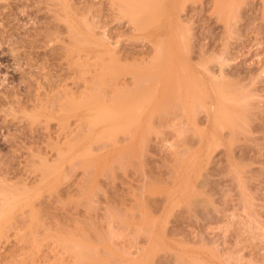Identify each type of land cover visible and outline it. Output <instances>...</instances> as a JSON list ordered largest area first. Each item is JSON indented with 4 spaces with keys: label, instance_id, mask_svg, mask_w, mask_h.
<instances>
[{
    "label": "rangeland",
    "instance_id": "rangeland-1",
    "mask_svg": "<svg viewBox=\"0 0 264 264\" xmlns=\"http://www.w3.org/2000/svg\"><path fill=\"white\" fill-rule=\"evenodd\" d=\"M0 225V264H264V0H0Z\"/></svg>",
    "mask_w": 264,
    "mask_h": 264
},
{
    "label": "bare ground",
    "instance_id": "bare-ground-1",
    "mask_svg": "<svg viewBox=\"0 0 264 264\" xmlns=\"http://www.w3.org/2000/svg\"><path fill=\"white\" fill-rule=\"evenodd\" d=\"M128 3H129V2H128ZM226 3H227V2H226ZM154 4H155V3H154ZM148 5H149V4H148ZM156 5H157V4H156ZM146 6H147V5H146ZM146 6H145V9H146ZM225 6H226V5H225ZM151 7H152V5H151ZM154 7H155V5L152 7V9H154ZM148 8H149V7H147V9H148ZM160 8H161V7H159V9H160ZM143 9H144V8H143ZM143 9H142V10H143ZM147 9H146V10H147ZM159 9H157L158 12H159ZM154 11H155V12H153V13H157L156 10H154ZM159 13H161V12H159ZM159 15H160V14H159ZM140 20H141V19H140ZM138 21H139V20H138ZM76 39H77V38H76ZM79 39H80V38H79ZM79 41H80V40H79ZM83 42H84V41H83ZM90 42H91V41H90ZM90 42H89V43H90ZM75 43H76V42H75ZM89 43H88V44H89ZM91 43H92V42H91ZM92 44H93V43H92ZM81 45H82V42H81ZM94 45H95V44H94ZM103 45H107V44L105 43V44H103ZM97 46H98V45H97ZM107 46H109V45H107ZM107 46H106V47H107ZM108 48H109V47H108ZM109 49H110V50H109ZM109 49H108V53H107V54H110V53L114 54L115 51H114L113 49H111V48H109ZM158 49H159V48H158ZM115 50H116V49H115ZM159 50H160V49H159ZM159 50H158V52H159ZM152 51H153V50H152ZM162 51H163V50H162V48H161V51H160V54H159V55H161V52H162ZM76 53H77V51H76ZM83 54H84V53H83ZM93 54H94V53H93ZM68 55H69V54H68ZM72 55H73V54H72ZM110 55H111V54H110ZM159 55H158V58L160 57ZM88 56H89V55H88ZM100 56H101V55H100ZM78 57H79V56H78ZM97 57H99V56H97ZM99 58H100V57H99ZM101 58H102V57H101ZM101 58H100V60H102ZM158 58H157V59H158ZM77 59H78V58H77ZM79 60H80V59H79ZM115 61H116V60H115ZM102 62H104V60H103ZM104 63H106V61H105ZM106 64H107V63H106ZM106 64H105V65H106ZM78 65H79V64H78ZM85 65H86V64H85ZM88 65H89V64H88ZM92 66H93V65H92ZM86 67H87V66H86ZM81 68H82V67H81ZM89 68H90V67H89ZM110 68H111V67L109 66V69H110ZM112 69H113V68H112ZM112 69H111V70H112ZM79 70H80V69H79ZM81 70H82V69H81ZM109 71H110V70H109ZM120 71H121V70H120ZM114 72H115V71H113L112 74H114ZM116 72H117V71H116ZM116 72H115V74H116ZM155 72H156V71H155ZM115 74H114V75H115ZM117 74H118V73H117ZM122 74H123V73H122ZM132 74H134V73H131V75H132ZM135 74H137V73H135ZM135 74H134V77L136 76V77L139 78V76H137L138 74H137V75H135ZM154 74H155V73H154ZM114 75H112V76H114ZM120 75H121V74H120ZM142 76H143V75H142ZM142 76H141V77H142ZM145 76H146V75H145ZM82 77H83V76H82ZM114 77H115V76H114ZM141 77H140V78H141ZM154 77L156 78V84H155L156 87L159 86V83H160L161 81H164V80H165V79L163 80L159 75H157V73H156V75H155ZM116 78H117V77H116ZM96 80H97V79H96ZM104 81H105V80H104ZM139 81H141V80L139 79ZM142 81H143V80H142ZM165 81H166V80H165ZM91 82H92V81H91ZM143 82H144V81H143ZM92 83H94V82H92ZM114 83H115V82H114ZM129 83H130V82H129ZM137 83H138V82H137ZM161 83H162V82H161ZM118 84H119V83H118ZM63 85H64V84H63ZM86 85H87V84H86ZM125 85H126V84H125ZM125 85H124V86H125ZM134 85H136V84H134ZM134 85H133V86H134ZM139 85H140V84H139ZM162 85H163V84H162ZM96 87H97V86H96ZM96 87H95V88H96ZM160 87H162V86H160ZM86 88H87V87H86ZM92 88H93V87H92ZM130 88L133 89V87H130ZM140 88H141V87H140ZM143 88H144V86H143ZM157 88H158V87H157ZM140 90H141V89H140ZM69 91H70V90H69ZM102 91H103V90H102ZM120 91L123 92V90H120ZM125 91H126V90H125ZM70 92H71V91H70ZM98 93H99V92H98ZM54 94H55V93H54ZM137 94H138V93H137ZM88 95H89V94H88ZM88 95H86V96L88 97ZM97 95H98V94H97ZM109 95H110V94H109ZM120 95H122V96L124 95V96H125L124 93H122V94H120ZM127 95H128V94H127ZM191 95H193V93H192ZM100 96H101V95H100ZM47 97H48V96H47ZM47 97H46V98H47ZM125 97H127V96H125ZM226 97H228V96H226ZM71 98H72V96H71ZM191 98H192V97H191ZM45 100H46V99H45ZM55 100H56V99H55ZM192 100H194V99H192ZM46 101H47V100H46ZM92 101H93V100H92ZM54 102H55V101H54ZM81 102H82V101H81ZM43 103H44V102H43ZM52 103H53V102H52ZM75 103H76V102H75ZM75 103H74V104H75ZM45 104H46V103H45ZM84 104H85V103H84ZM191 104L193 105L192 102H191ZM196 104H197V103H196ZM71 105H72V104H71ZM75 105H76V104H75ZM75 105H74V106H75ZM43 106H44V105H43ZM49 106H50V105H49ZM53 106H54V105H53ZM56 106H57V105H56ZM69 106H70V105H69ZM74 106H71V107H74ZM190 106H191V105H190ZM194 106H195V105H194ZM78 107H79V106H78ZM88 107H89V106H88ZM192 107H193V106H192ZM190 108H191V107H190ZM201 108H202V107H201ZM104 109H105V108H104ZM140 109H141V108H140ZM87 110H88V109L84 108V109H79V110L77 109V110H74V111L77 112L78 114H80L81 119H82V118H83V119H87V118H89V116H90L89 113H87ZM103 111H104V110H103ZM106 111H108V110L106 109L105 112H106ZM96 115H97V114H96ZM112 115H113V114H112ZM101 116H105L106 118H105V117H104V118H105V119H108L107 117H109V116H111V115H108V116H107V115L104 114V115H101ZM101 116L99 117L100 119H98L99 121L102 120V119H101V118H102ZM91 117H92V122H93V121H94V120H93V119H94L93 117H95V115H92ZM92 122H91V123H92ZM80 123H83V122H80ZM92 124H93V123H92ZM62 125H63V124H62ZM78 125H79V124H78ZM90 125H91V124H90ZM64 126H66V124H65ZM82 126H83V125H82ZM61 127H62V126H61ZM80 128H81V127H80ZM79 132H80V131H79ZM77 134H79V133H77ZM79 135H80V134H79ZM69 139H70V138H69ZM77 143H78V142H77ZM61 144H62V143H61ZM75 145H76V144H75ZM75 145H74V146H75ZM74 146H73V147H74ZM71 148H72V146H71ZM72 150H73V149H72ZM125 152H126V150H125ZM125 152H124V153H125ZM74 158H75V157H74ZM73 161H74V160H73ZM41 164H42V163H41ZM44 164H45V163H44ZM87 166H89V165L87 164ZM54 167H55V166H54ZM47 171H50V169L47 170ZM47 171L45 170L44 175H46L45 173H46ZM41 173H42V172H41ZM42 174H43V173H42ZM63 174H64V173H63ZM44 175H43V176H44ZM57 176H58V175H57ZM10 198H11V197H10ZM13 198H14V197H12V199H13ZM10 200H11V199H9V202H10ZM7 201H8V199H7ZM6 204H7V203H6ZM6 204H5V205H6ZM16 205H17V204H16ZM18 205H19V204H18ZM14 206H15V205H14ZM13 210H14V209H13ZM2 217H3V216H2ZM1 219H4V218H1ZM10 219H11V218H10ZM6 223H7V222H6ZM150 225H152V224H150ZM0 226H1V225H0ZM7 227H8V226H7ZM144 227L146 228V226H144ZM144 227H143V229H145ZM3 228H5V227H2V226L0 227V239L4 236V234L6 233V230H7V229L4 230ZM139 228H140V227H139ZM146 229H148V227H147ZM139 230H140V229H139ZM139 230H138V232H139ZM4 231H5V232H4ZM142 231H143V230H142ZM141 233H142V232H141ZM47 235H48V234H47ZM47 235H46V236H47ZM49 236H50V235H49ZM33 237H34V234H33ZM44 237H45V236H44ZM47 237H48V236H47ZM49 238H50V237H49ZM49 238H48V239H49ZM52 239H53V238H52ZM36 240H37V238H36ZM53 240H54V239H53ZM57 240H58V239H56V242H57ZM61 240H62V239H61ZM64 240H65V239H64ZM64 240H62V241H64ZM37 241H38V240H37ZM59 242H60V239H59ZM70 242H71V241H70ZM37 243H38V242H37ZM60 243H61V242H60ZM64 243H67V241L65 240ZM55 244H56V243H55ZM72 244H73V243H72ZM64 245H65V244H64ZM68 245L70 246L69 243H68ZM75 245H76V243H75ZM75 245H74V246H75ZM66 246H67V244H66ZM74 246H73V247H74ZM77 246H78V245H77ZM86 246H87V245H86ZM78 247H80V249L77 248V249L79 250L78 252L80 253V252H81V251H80V250H81V246H80V244H79ZM82 247H83V246H82ZM63 248H64V246H63ZM69 249H70V248H69ZM69 249H68V250H69ZM71 249H72V246H71ZM74 249H76V247H74ZM74 249H73V250H74ZM85 249H86V248H85ZM89 249L92 250L93 248H89ZM66 250H67V249H66ZM94 250H95V249H94ZM91 252H92V251H91ZM93 252H94V251H93ZM84 253H85V252H84ZM87 253H88V252H87ZM87 253H85L86 256H87ZM92 254H93V253H92ZM79 255H80V254H79ZM95 255H96V254H95ZM95 255H94V257H95ZM90 256H92V255L89 254V258H90ZM81 257H82V256H81ZM87 257H88V256H87ZM94 257H93V258H94ZM46 259H47V258H46ZM83 259H84V258H83ZM96 259H97V258H96ZM42 260H43V259H42ZM54 260H55V259H54ZM57 261H58V260H57ZM88 261H89V260H88ZM96 261L99 262V260H96ZM46 262H47V261H46ZM81 262H83V261H81ZM39 263H40V262H39ZM41 263H42V262H41ZM53 263H54V262H53ZM62 263L64 264V262H62ZM99 263H100V262H99ZM101 263H102V261H101ZM43 264H44V263H43ZM49 264H50V263H49Z\"/></svg>",
    "mask_w": 264,
    "mask_h": 264
}]
</instances>
